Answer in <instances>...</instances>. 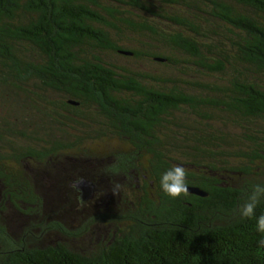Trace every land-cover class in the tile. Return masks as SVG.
I'll return each instance as SVG.
<instances>
[{
    "label": "trees",
    "instance_id": "obj_1",
    "mask_svg": "<svg viewBox=\"0 0 264 264\" xmlns=\"http://www.w3.org/2000/svg\"><path fill=\"white\" fill-rule=\"evenodd\" d=\"M256 184L264 0H0V264H264Z\"/></svg>",
    "mask_w": 264,
    "mask_h": 264
},
{
    "label": "clouds",
    "instance_id": "obj_2",
    "mask_svg": "<svg viewBox=\"0 0 264 264\" xmlns=\"http://www.w3.org/2000/svg\"><path fill=\"white\" fill-rule=\"evenodd\" d=\"M159 186L161 191L170 198H177L183 193L188 192V184L186 182L185 168L180 165L173 166L165 170L159 178ZM120 188L117 183L114 185L115 192ZM261 199H264V184H256L249 193L247 200L240 208V215L243 218H255V228L258 233L264 234V213L259 216L255 215L256 208ZM258 249H264V238L258 239Z\"/></svg>",
    "mask_w": 264,
    "mask_h": 264
},
{
    "label": "water",
    "instance_id": "obj_3",
    "mask_svg": "<svg viewBox=\"0 0 264 264\" xmlns=\"http://www.w3.org/2000/svg\"><path fill=\"white\" fill-rule=\"evenodd\" d=\"M72 186L80 188L83 192L82 197L84 200H88L94 195V185L91 181L85 178H80L71 182ZM188 192L198 195L206 196L208 193L198 186L188 185Z\"/></svg>",
    "mask_w": 264,
    "mask_h": 264
},
{
    "label": "rangeland",
    "instance_id": "obj_4",
    "mask_svg": "<svg viewBox=\"0 0 264 264\" xmlns=\"http://www.w3.org/2000/svg\"><path fill=\"white\" fill-rule=\"evenodd\" d=\"M118 62H120V63H124V64H129V65H131L134 69H136V57H135V59H128L127 57H123V58H121L120 57V59L118 60ZM140 66H141V68H145V65L147 66V64L146 63H148V60H140ZM43 175V174H42ZM41 175V176H42ZM41 184H42V186H44L45 188H44V190H47L48 188L50 189V188H53V187H51L52 185H53V179L51 178V175L50 174H47V175H43L42 177H41Z\"/></svg>",
    "mask_w": 264,
    "mask_h": 264
}]
</instances>
